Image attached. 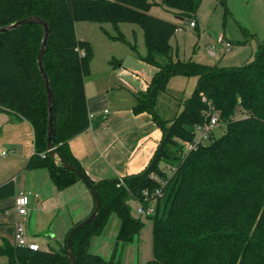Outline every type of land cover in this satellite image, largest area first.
<instances>
[{"label": "trees", "instance_id": "1", "mask_svg": "<svg viewBox=\"0 0 264 264\" xmlns=\"http://www.w3.org/2000/svg\"><path fill=\"white\" fill-rule=\"evenodd\" d=\"M199 3L0 0V26L29 15L48 23L43 67L54 94L53 145L67 163L86 174L100 198L97 215L71 238L76 264H120L118 244L131 242L143 225L131 213L130 199L143 207L155 200L153 212L146 215L151 220L152 257L144 264H264V40L258 41L253 58L237 66L174 57L170 38L179 26L149 9L159 4L190 21ZM78 21L110 23L115 31L105 30L110 39L128 44L140 60L157 68L133 106L136 113L149 112L161 130L154 153L139 172L93 180L68 146L69 139L89 125L84 79L90 73L93 48L76 36ZM124 22L142 28L144 54L120 30ZM42 35L39 23L0 32V111L31 124L34 151L26 168H47L55 187L62 190L80 177L56 162L46 147L48 104L37 65ZM176 73L194 75L196 83L179 101L176 114L164 120L155 111V98ZM213 113L225 125L221 135L210 134L209 142L183 152L182 141H192L196 126L209 122ZM14 193L13 179L0 183V199ZM112 213L120 225L105 259L91 252L90 244ZM69 229L57 248L32 249L2 240L0 264H70L65 244Z\"/></svg>", "mask_w": 264, "mask_h": 264}, {"label": "crops", "instance_id": "2", "mask_svg": "<svg viewBox=\"0 0 264 264\" xmlns=\"http://www.w3.org/2000/svg\"><path fill=\"white\" fill-rule=\"evenodd\" d=\"M155 5L160 6L159 4ZM177 17L181 18L180 15ZM194 17H196V13ZM81 22L75 23L76 36L81 40H88L93 48L90 73L86 76L87 78L85 77L86 80L84 79L89 125L83 132L70 138L68 146L93 180L122 177L126 174L139 172L147 165L154 153L161 138V130L149 112L136 113L133 111V106L137 103L139 93L146 88L157 68L140 60L131 53L130 48V52L122 50L116 43L124 42L110 39L105 33V30H108L102 25L97 29L104 32L107 40L97 38L91 24L85 21ZM121 24H119L120 30ZM196 26L197 19L192 27ZM135 29L134 26L126 28L131 37ZM122 32L126 35L124 31ZM126 32L128 33V31ZM98 46L101 48L98 49ZM140 46L141 44H138V47ZM139 52L144 54V51ZM178 110L179 101L173 116ZM156 113L164 120H170L173 117L164 118L157 111ZM2 151L5 153L2 154ZM33 151L31 124L25 119H18L5 111H0V183L13 179L15 186V193L12 196L0 199V243L4 239L13 242L15 221L26 220L29 225L31 223L29 212L40 201L48 204L55 201V204L65 206L62 208L65 209V213L60 218L61 231L58 242L75 222L85 218L94 207L92 195L81 180L58 190L52 182L47 168L27 169L26 163ZM22 175V179L29 183L19 182V176ZM19 185L32 187L31 191L30 189L28 191L29 203L33 198L32 206L26 215L18 214L15 208L16 196L23 192L18 188ZM35 198L37 199L35 200ZM114 215L116 213L110 214L101 233L91 241L90 247H93L92 249L97 252H101L103 248L105 230ZM112 221L111 229L114 232L117 230L118 233L120 219L117 216V220L113 218ZM25 231L27 240L38 244L32 237L34 231L30 229L29 231L25 229ZM139 233L134 236L133 240ZM133 240L129 243H133ZM98 254L102 256L101 253ZM124 256L121 259L122 263L133 264L135 262L133 253Z\"/></svg>", "mask_w": 264, "mask_h": 264}, {"label": "rangeland", "instance_id": "3", "mask_svg": "<svg viewBox=\"0 0 264 264\" xmlns=\"http://www.w3.org/2000/svg\"><path fill=\"white\" fill-rule=\"evenodd\" d=\"M149 13L173 21L179 26L172 36L170 43L172 45L174 57L182 59L191 58L209 64L218 63L221 66L239 65L253 58L258 41L264 40V0H225L224 2L222 0H200L196 11V17H193L194 21L197 19L196 27L190 26L188 20L177 17L178 15L176 16V14L161 6L154 5ZM83 22L84 21L81 23ZM85 22L91 24L90 26L94 29V35L99 39L107 40L104 32L97 29L100 25L108 31H111L112 34L115 33L110 23ZM127 26H134L136 28L133 30V38L131 34H129V30H126ZM121 30L126 33L127 36L124 35L128 38L130 43L136 44L139 51L146 52L142 38V28L139 25L125 22L121 24ZM126 31H128V33ZM226 40L231 42V47L228 49L224 47V41ZM116 44L122 48V50L130 52L129 45L125 43ZM138 44H141V46L138 47ZM212 47L215 51L214 54L209 53V49ZM100 48L101 47L98 46V49ZM102 50L104 51L105 49ZM131 53L135 54L132 49ZM195 80L196 76L185 75L183 73H176L169 77L165 88L159 90L155 98V110L160 116L164 118L173 116L178 101L183 100L191 94L195 85ZM216 115L218 116V114ZM239 117H241V113L237 111L235 118ZM224 127L225 125L218 121V124L212 128L211 134L215 137L221 135ZM209 141L210 135L205 142ZM22 178L23 175L19 176V182H25ZM25 183L27 184L29 182ZM21 185H19L18 188L25 193L28 192L29 189L30 191L32 189L31 186ZM36 199L37 198H35V200ZM32 200L33 198L31 201ZM31 201L28 205L29 209H31L32 206ZM154 202L155 200L151 201L152 205ZM129 204L131 213L134 216L140 217L143 225L139 235L133 240V243L118 244L116 257H120L121 260L124 255L133 253L135 261L133 264H144L152 257L151 220L145 214H140L136 211L138 206L137 201L130 199ZM63 207L65 206L55 204V201L49 204L40 201L37 206L32 207L29 212L31 223L28 225L26 220L23 221L26 230L29 231L30 229L34 231L32 237L40 245V248H57L58 245L62 243L63 238L60 242H58V239L61 231L60 218L65 213V209H62ZM113 218L117 220V216L114 215V217H111L109 225H107L103 237L105 238L104 245L101 252H97V250L92 249L93 247H90L93 253H101L104 258L110 257L116 241L117 230L114 232L111 229ZM95 238L96 237L93 239ZM2 260H4V257ZM120 264H124L122 260ZM125 264L131 263L127 262Z\"/></svg>", "mask_w": 264, "mask_h": 264}, {"label": "water", "instance_id": "4", "mask_svg": "<svg viewBox=\"0 0 264 264\" xmlns=\"http://www.w3.org/2000/svg\"><path fill=\"white\" fill-rule=\"evenodd\" d=\"M26 23H39L43 27V35L42 39L39 45L38 53H37V65L39 68V72L43 78V84L47 96V104H48V122H47V133H46V147L48 150L49 155L58 163L62 164L65 168H68L69 170L74 171L79 177L80 180L86 185L88 190L90 191L92 198L94 200V207L92 211L83 219L78 221L76 224H74L68 231L66 235V253L67 257L69 259L70 264H76L73 254H72V246H71V238L73 234L79 230L82 226H84L86 223L90 222L99 212L101 202L100 198L98 196L96 187L92 184V182L87 178L86 174L77 168H75L73 165L67 163L59 153L55 151V147L53 145L52 141V135L54 131V121H53V103H54V94L51 89L49 76L46 73L44 67H43V56L45 47L47 44V38L49 35V26L48 23L42 19L41 17L37 15H29L26 17H22L12 23L0 26V32L8 31L13 28H16L20 25L26 24Z\"/></svg>", "mask_w": 264, "mask_h": 264}, {"label": "built area", "instance_id": "5", "mask_svg": "<svg viewBox=\"0 0 264 264\" xmlns=\"http://www.w3.org/2000/svg\"><path fill=\"white\" fill-rule=\"evenodd\" d=\"M190 26L195 25L194 19L189 21ZM224 47L228 49L231 47V42L224 41ZM210 54H214L215 51L213 47L209 49ZM218 124V117L215 113L210 115L209 122L205 123L204 125H198L195 128V137L192 141H182L183 145V152H188L194 148H196L200 143H205V140L208 139L209 135L211 134L212 128ZM5 151H2L4 154ZM120 181L122 182L121 178ZM157 195L160 194L159 190L155 192ZM29 203V193L28 192H20L15 199V208L18 214L26 215L29 212L28 208ZM136 211L140 214H151L153 212V205H149L147 207H143L141 204L138 203ZM13 242L18 245L28 246L32 249L39 248V245L34 242H29L26 238V231L24 223L20 220H16L14 223V233H13Z\"/></svg>", "mask_w": 264, "mask_h": 264}]
</instances>
